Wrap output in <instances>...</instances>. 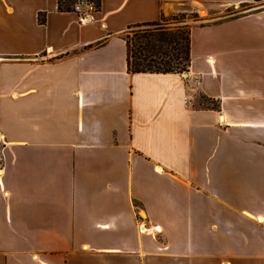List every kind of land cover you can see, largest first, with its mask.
Here are the masks:
<instances>
[{"label": "crops", "instance_id": "0c3cea01", "mask_svg": "<svg viewBox=\"0 0 264 264\" xmlns=\"http://www.w3.org/2000/svg\"><path fill=\"white\" fill-rule=\"evenodd\" d=\"M73 1L0 0V264H264V5L130 73L170 4Z\"/></svg>", "mask_w": 264, "mask_h": 264}, {"label": "trees", "instance_id": "16d2710c", "mask_svg": "<svg viewBox=\"0 0 264 264\" xmlns=\"http://www.w3.org/2000/svg\"><path fill=\"white\" fill-rule=\"evenodd\" d=\"M99 5V0H94ZM61 7V0H58ZM133 24L140 30L134 33L131 40L125 38L126 69L130 73L139 72H185L189 65L190 28L185 25L167 30L159 20ZM38 21L44 22V14L38 13ZM203 25V23H200ZM130 26V27H131ZM213 108L218 104L209 98H203Z\"/></svg>", "mask_w": 264, "mask_h": 264}, {"label": "rangeland", "instance_id": "374dc122", "mask_svg": "<svg viewBox=\"0 0 264 264\" xmlns=\"http://www.w3.org/2000/svg\"><path fill=\"white\" fill-rule=\"evenodd\" d=\"M170 4L159 20L161 26L173 30L177 26L189 27L194 23H210L219 19L254 11L264 5V0H164ZM173 7V10L171 8ZM199 10V11H198ZM139 26H131L124 31V37L131 40ZM199 38H201L200 32ZM209 103V102H208Z\"/></svg>", "mask_w": 264, "mask_h": 264}, {"label": "built area", "instance_id": "2783aa9c", "mask_svg": "<svg viewBox=\"0 0 264 264\" xmlns=\"http://www.w3.org/2000/svg\"><path fill=\"white\" fill-rule=\"evenodd\" d=\"M97 10L98 5L94 0H74L71 4V11L80 23L89 21Z\"/></svg>", "mask_w": 264, "mask_h": 264}]
</instances>
